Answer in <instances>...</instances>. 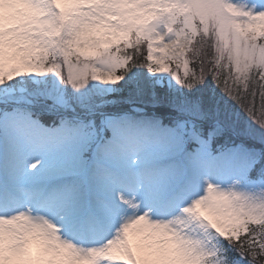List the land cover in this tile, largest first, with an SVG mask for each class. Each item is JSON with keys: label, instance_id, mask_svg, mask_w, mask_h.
<instances>
[{"label": "snow or ice", "instance_id": "obj_1", "mask_svg": "<svg viewBox=\"0 0 264 264\" xmlns=\"http://www.w3.org/2000/svg\"><path fill=\"white\" fill-rule=\"evenodd\" d=\"M0 264H264V0H0Z\"/></svg>", "mask_w": 264, "mask_h": 264}, {"label": "rangeland", "instance_id": "obj_2", "mask_svg": "<svg viewBox=\"0 0 264 264\" xmlns=\"http://www.w3.org/2000/svg\"><path fill=\"white\" fill-rule=\"evenodd\" d=\"M190 70H191V66H190ZM180 71L181 73L183 72L182 67ZM170 83L175 84V81L170 80V78L162 80L161 83L158 85V87L167 88L169 87ZM201 90L206 91L208 94L214 93L215 96L220 99L222 104L225 102V97L223 96V93H221V91L218 88H216L215 85L212 84V82L210 81V78L208 79V81L205 82L204 85L201 86ZM227 110L232 111L231 109H227ZM233 114L235 115V111H233ZM237 119L239 120L241 127H248L254 134L256 135L260 134L259 130L256 129L254 125H251V122L247 120V117L243 114V112H239Z\"/></svg>", "mask_w": 264, "mask_h": 264}, {"label": "trees", "instance_id": "obj_3", "mask_svg": "<svg viewBox=\"0 0 264 264\" xmlns=\"http://www.w3.org/2000/svg\"><path fill=\"white\" fill-rule=\"evenodd\" d=\"M210 81H211V78H210ZM212 82V81H211ZM212 84H213V82H212ZM214 85V84H213Z\"/></svg>", "mask_w": 264, "mask_h": 264}]
</instances>
